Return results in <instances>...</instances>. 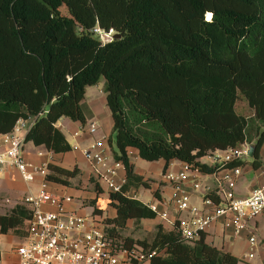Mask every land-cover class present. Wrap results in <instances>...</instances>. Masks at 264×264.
Wrapping results in <instances>:
<instances>
[{"label":"trees","instance_id":"trees-1","mask_svg":"<svg viewBox=\"0 0 264 264\" xmlns=\"http://www.w3.org/2000/svg\"><path fill=\"white\" fill-rule=\"evenodd\" d=\"M62 3L69 16L60 14ZM95 26L120 37L102 42L91 31ZM101 77L115 134L113 157L126 176L121 191L109 193L115 215L105 218L119 235L129 220L157 216L148 203L124 195L130 185L148 186L134 173L127 148L146 161L164 160L163 173L171 160L203 173L243 165L208 166L199 158L252 141L249 118L235 111L238 92L264 121V0H0V132L32 116L25 142L70 151L56 123L66 117L85 124L86 87ZM263 142L264 130L253 143V167L261 164ZM49 169L51 184L70 185L78 175L76 167ZM94 191L88 203L100 214L98 182ZM153 195L160 196L157 190ZM29 217L22 202L15 204L0 214V233L25 236ZM177 224H157L149 244L121 237L155 249L148 264L239 263L206 242L204 232L187 242Z\"/></svg>","mask_w":264,"mask_h":264},{"label":"built area","instance_id":"built-area-1","mask_svg":"<svg viewBox=\"0 0 264 264\" xmlns=\"http://www.w3.org/2000/svg\"><path fill=\"white\" fill-rule=\"evenodd\" d=\"M91 31L102 42L113 39L112 29L95 26ZM33 122L32 116L18 119L10 131L0 132V177L14 170L27 184L40 178L36 189L29 186L22 198L30 217L24 223L26 241L14 249L18 264H148L157 254L155 249L136 242L127 244L124 238L110 231L113 224L93 210L80 215L67 209L73 198L55 193L47 179L52 151L44 148L38 151L37 155L45 156L39 163L27 158L25 134ZM97 129L98 125L90 122L86 132L92 135ZM105 141L97 139L81 152L101 188L109 193L121 191L126 183L125 173L121 172L124 166L107 153ZM243 146L242 149H216L205 156L213 165L243 160L247 157L248 145ZM241 174L242 165L203 173L183 162L180 169L163 173L172 183V216L161 212V199L148 205L160 220L171 225L177 221V228L187 242L199 238L217 218L225 217L235 234L248 231L247 256L252 257L257 240L248 226L264 210V185L246 197H237L235 187ZM124 195L132 196L129 191ZM195 196L200 197V205L192 202Z\"/></svg>","mask_w":264,"mask_h":264},{"label":"crops","instance_id":"crops-1","mask_svg":"<svg viewBox=\"0 0 264 264\" xmlns=\"http://www.w3.org/2000/svg\"><path fill=\"white\" fill-rule=\"evenodd\" d=\"M87 89L88 86L86 87V91H85V99H87L88 97ZM91 94L95 96V92L92 90H91ZM87 104H89L90 106L89 109L92 111L91 116L93 115L90 118V120H95L96 116L102 117L104 116L105 113H110V110L106 105L105 93L103 96H101L100 101L99 103H97V105L93 104V106H91L88 101ZM79 123H80L79 121H72L66 117H63L58 120L56 126L60 130L61 128L65 127L67 130L75 133L78 131L79 126L83 125L81 123L79 125ZM107 126H108V122H107ZM99 130H100V126H99ZM62 133L64 134L65 138L71 145L65 133L63 131ZM113 134H114L113 121L111 118L107 130L104 129L102 134H100V136L97 137L98 139L104 138L106 140L105 141L106 151L111 156H113L115 151L112 143ZM90 136L92 135L86 132L83 135H77L75 141L76 142L80 141L85 143V141L86 142L88 141ZM253 142L254 140L252 139V141L250 143L248 142V144L251 143L253 144ZM31 144L33 143L31 142ZM40 147L43 148L42 146L33 145V147L28 150L25 147V150L28 153L27 158L35 163H39L40 161L44 160L45 156L37 155L38 151L36 149ZM74 148L75 147H72L70 151H67L65 153L51 152L50 164L62 166L68 169H73L74 167H76L78 169V175L76 177H78L79 175H84L86 176V178H88L91 173L89 163L83 156L81 150L79 148H75V149ZM127 154L130 159V162L133 164L134 173L137 176L141 177L143 181H146V178L149 177L148 175L152 176L153 178H156L155 176L151 175V173L149 172L152 169L155 170L154 165L147 164L146 162H144L143 161L144 159L139 157L137 149L133 147H129L127 148ZM259 156H260L261 164L258 167H253L251 165V161H247L246 158L242 160L243 161L242 174L237 179L236 187H235V194L237 197H246L251 193L253 189L264 185V142L260 147ZM199 161L207 164L208 166H213V164L210 162L207 156H203L199 158ZM150 162H157L158 168H160L161 174H159L158 172L156 178L158 182L155 183L154 187L151 186L152 189L147 188L144 190L142 188V185L139 186L130 185V187L128 188L129 194H131L132 196L136 197L137 199L141 200L144 203H154L158 201V199H161V205L159 206L161 212L166 211L169 215L172 216L173 204L172 202H170V198L173 194V188H172V183L169 180H167L162 173L164 160L159 159ZM182 164L183 162L177 160H171L166 170L176 171L180 169ZM121 172L125 173V170H121ZM76 177L71 178L70 181L72 179H75ZM39 179L40 178H38L36 182H34L33 184H27L20 178L19 174L14 170L1 176L0 177V208H2V210L0 209V214L6 213L15 204L21 203L22 198L24 194L27 192L28 187L30 186L31 189L35 190ZM160 182L161 184H159ZM51 189L57 194L68 195L73 198V201L67 204L66 206L67 209L73 210L75 213L80 215H86L93 210V207L91 205L82 203V201L79 198L81 194L80 193L77 194L74 191L75 189L72 188L70 185L52 183ZM101 189L102 192L98 194L96 207L102 209V212L100 214L106 218L107 216H105L104 214L103 206H98V205L100 198L102 196L104 197L105 194L108 197V203H109V192H107L106 189L104 188ZM155 190H157L158 193L160 194L159 198L153 196V191ZM89 193L91 195L84 196L87 197L89 200L96 196L94 189L91 190ZM145 198L147 201L145 200ZM192 202L200 205L201 204L200 197L198 196L193 197ZM112 210H113L112 216H114L115 210L113 207ZM262 212H264V210ZM260 214L252 222H250L248 226L250 228V232L256 235L255 236L256 238H257L256 232L260 228V224H259ZM156 219L157 218L155 217L152 220H156ZM161 223L163 224L165 229H170L172 227V225L167 221L161 220ZM22 229L24 230V226ZM247 236H248L247 230L235 234L231 224L228 223L225 217L217 218L205 231L206 242L234 254L236 257L239 258L238 264H245V262H249L251 264H264V239L262 238L261 242L257 240L258 243H256L255 245L253 256L248 257L247 253L249 252V246H248ZM23 238H24L23 233H17L12 230L6 233H0V264H18V257L14 249L18 244H20Z\"/></svg>","mask_w":264,"mask_h":264},{"label":"rangeland","instance_id":"rangeland-1","mask_svg":"<svg viewBox=\"0 0 264 264\" xmlns=\"http://www.w3.org/2000/svg\"><path fill=\"white\" fill-rule=\"evenodd\" d=\"M58 9H59L60 14L65 15V16L70 15L69 11H68V9L64 3H62ZM206 17L209 19L210 15H206ZM104 83H105V79H104V77H101L97 84L88 86V89H87L88 97L84 101L85 105H86V109H85L86 122L83 125H80V123H79L80 126H79L78 131H77L78 133L74 134L72 131L67 130L65 127L61 128V130L65 133V135L69 139L72 147L79 148L80 150L82 148L88 147L90 145V143L92 144L95 140L98 139L97 137L100 136V134H102L104 129L107 130L109 123H110V119H111L110 113H105L104 116H102V117L96 116L95 120H90V118L93 115L91 116L92 111L89 109V107H90L89 104H87V101L90 103L91 106H93V104L97 105V103H99L101 96L104 95V91H103ZM91 90L95 92V96H93V94H91ZM93 100H94V103H93ZM87 107H88V111H87ZM235 111L238 114L249 118L250 121H249V126L247 128L248 137H249V139L255 140L256 137L260 134V132H262L264 130V121L258 120L254 117V110L248 106L245 97L240 92H238V97H237V100L235 102ZM88 112H89V114H88ZM106 120L108 122V126H107ZM90 122H95L98 125L97 132L92 134V136H90L88 141L87 142L85 141V143L80 142V141L76 142L75 141L76 136L85 134L88 127H89ZM99 126H100V130H99ZM114 137H115V134L112 135V143H113L114 150L116 151L117 148L115 145ZM75 142H76V144H75ZM244 144H245V146L246 145L249 146L248 142L244 143ZM244 144L237 145L236 147H239L242 149L244 147L243 146ZM25 147L29 150L33 147V144H31V142H27L25 144ZM36 150L37 151H43V148L40 147ZM246 160L252 161V158L247 156ZM143 161L146 162L147 164L154 165L155 170L152 169L149 171L151 173V175H153L157 178V175H158L157 173L159 172V174H161L160 168H158L157 162H150V161H146V160H143ZM148 176L149 177L146 178V183L148 184V186L142 185L143 190L147 189V188L152 189L151 186L154 187L155 183L158 182L156 178H153L150 175H148ZM96 180H97V178H95V176L93 175V173L91 171L88 178H86V176H84V175H79L78 177H76L75 179H72L70 181V186L75 189L74 191L77 194H79V193L81 194V196L79 198L83 204H89L88 203L89 199L87 197H84V196L91 195L89 192L94 189V184H95ZM159 184H161V182ZM92 187H93V189H92ZM76 190H78V191H76ZM145 200H146V198H145ZM2 201H4V200H2ZM96 206H97V204H96ZM98 206H103V211H104L105 216H107V217L112 216V214H113L112 213L113 212L112 206L108 203V197L106 194L104 195V197L102 196L100 198ZM0 209L2 210V208H0ZM156 218H157L156 220L143 219L142 221L140 220L138 222H136L134 220H129L128 224L124 228L119 229V231H118L119 235L122 237H131L134 240H145L147 242V244H149V242L152 240V237L156 231V225L161 223L160 218H158V217H156ZM259 224H260V228L256 232V234H257L256 240H259L261 242V239L262 238L264 239V212H262L260 214ZM25 241L26 240L23 238L20 243H24Z\"/></svg>","mask_w":264,"mask_h":264},{"label":"water","instance_id":"water-1","mask_svg":"<svg viewBox=\"0 0 264 264\" xmlns=\"http://www.w3.org/2000/svg\"><path fill=\"white\" fill-rule=\"evenodd\" d=\"M119 37H120V34L118 32H115L113 34V39L114 38H119ZM254 148H255L254 144H252V143L249 144L247 152H246L247 156H249L251 158L253 157Z\"/></svg>","mask_w":264,"mask_h":264}]
</instances>
